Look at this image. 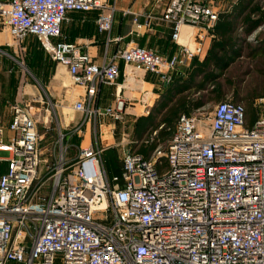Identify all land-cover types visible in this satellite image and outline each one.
<instances>
[{"label":"built area","instance_id":"1","mask_svg":"<svg viewBox=\"0 0 264 264\" xmlns=\"http://www.w3.org/2000/svg\"><path fill=\"white\" fill-rule=\"evenodd\" d=\"M236 1L154 0L162 5L156 19L170 26L177 50L166 57L131 45L116 56L172 83L204 56L220 12ZM103 3L0 1V20L14 43L33 35L67 68L85 91L74 110L120 120L123 99L107 108L94 103L99 86L120 75L116 58L99 65L75 44L53 42L69 11ZM111 21V12L100 11L98 31H108ZM184 27L190 30L182 43ZM259 101L262 111L250 124L243 103L232 100L215 104L207 127L180 113L165 148L157 145L148 156L126 151L119 176L106 175L101 149L81 146L70 156L61 145L47 167L54 170L48 192L39 190L48 178L34 184L41 161L36 119L28 107L12 105L10 136L0 127V264H264V98Z\"/></svg>","mask_w":264,"mask_h":264},{"label":"crops","instance_id":"2","mask_svg":"<svg viewBox=\"0 0 264 264\" xmlns=\"http://www.w3.org/2000/svg\"><path fill=\"white\" fill-rule=\"evenodd\" d=\"M0 1L6 3L9 0ZM161 8L162 5L156 4L154 0H104L103 7L97 10L69 11L67 19L61 25V36L53 39V42L65 41L75 44L99 65L113 57L116 58L120 75L114 84L99 86L94 103L100 108H107L114 107L117 97L123 99L124 109L120 120H113L108 115L88 117L74 110L73 104L85 99V91L70 81L67 68L57 63L33 35H27L19 44L14 43L0 20V127L4 136L8 137L11 134L8 122L12 117L14 104L21 106L27 104L31 107L37 102L40 108L43 105L65 107L77 112V117L82 121L66 130L70 136L65 143L59 137L55 140L52 135L47 136L38 131L41 158H46L43 154L47 149H61V145L68 149L70 156H74L77 148L81 146L97 147L102 150V164L105 162L109 168L108 177L113 176V169L120 170L124 153L131 149L129 137L132 133L128 130L130 124H127L128 126L125 124L143 122L153 109L152 106L156 105V99L162 93L164 96L171 84L162 83L152 73L132 69L116 56L119 51L131 45L153 49L166 57L177 50L178 44L170 37V26L156 19ZM231 8L232 6L227 12ZM100 11L112 14L110 29L105 32H99L97 29V16ZM147 15L151 16L149 25H146ZM189 30V27L183 28L180 42L188 41ZM17 49L22 56L18 55L16 60ZM32 51L38 55L35 61L29 59ZM32 75H35L34 80L31 79ZM29 111L31 113L32 109ZM32 116L35 117V113L32 112ZM53 117L60 122L68 120L61 115L55 114ZM255 117H247V124ZM42 118L48 120L52 117L47 113ZM69 121L65 125L69 124ZM91 123L97 124L92 126ZM75 132L83 133V137L77 142L70 139ZM4 168L5 165L0 163V171Z\"/></svg>","mask_w":264,"mask_h":264},{"label":"rangeland","instance_id":"3","mask_svg":"<svg viewBox=\"0 0 264 264\" xmlns=\"http://www.w3.org/2000/svg\"><path fill=\"white\" fill-rule=\"evenodd\" d=\"M230 2L231 0H228V3ZM263 2L264 0H257V3H259L260 7L263 6ZM227 6L228 4L223 7L226 8ZM224 8L220 14L227 12L228 8ZM259 26L263 27L259 28ZM259 26L250 34L242 33L241 29L237 30L235 35L238 39L239 54L237 58H235L234 61H232V63L220 74V76L217 77V79L207 82L204 85L203 90L196 91L194 88H191L182 94V96L187 97L188 103L193 101H199L201 103L200 106L197 107L199 108V111H196L197 108L192 107L189 109L188 114L196 115L200 120L199 124H202L204 127H207V124L209 123L208 118L211 116L213 107L217 102L222 100H232L243 103L246 108L247 117L249 118L255 117L262 111L263 103L259 100L264 98V24ZM18 49L16 52V60L18 55L22 56ZM25 55H27V53ZM37 58L38 55L34 54L32 51L29 55L30 61H35ZM190 68L191 66L189 69ZM189 69L185 70L184 77L178 76V78L175 80L176 82L174 81L175 85L185 83V81L188 79ZM32 76L33 77H31V79L34 80L35 75ZM200 79L201 78L199 76L196 77V81H199ZM162 97L163 93L158 97V99H156V105L154 104V106H152L153 108L159 105ZM25 107L32 109V112L35 113L34 118H38V120H36L37 131H40L47 136L52 135L55 140L56 138L61 137L63 143H65L67 137L70 136L67 134L66 130L71 129L70 126L82 121L77 117V112L62 106L43 105V107L40 108V105L35 102L33 105H31V107L27 104ZM179 111V114L183 112L186 113L183 109H179ZM47 113H49L52 118L43 120L42 116ZM55 114L61 115L62 118H66V120L68 119L67 121L70 119V123L68 122L69 124L65 125L67 121H56V119L53 117ZM157 118H159V116H157ZM175 120L176 117L174 118V121ZM91 124L93 126L97 123ZM127 124H130V128L128 127V130L130 133H132L129 137V140H131V149L128 150L139 151L141 147H148L153 143L155 146L160 145L162 148H165L167 140L172 133L174 123L170 127L163 125L158 127L156 129V134H152L153 130L148 129L139 133L137 123H126L125 125L128 126ZM160 130L165 131V133L163 135H159L158 132ZM91 132L93 135L94 129H92ZM82 137L83 133L75 132L73 135H71L70 139L77 142L79 138ZM59 151L60 149H47L43 154V156H46V158H41L38 168V179L34 183L35 188H37L38 183L41 180L48 179L46 183H44V185L39 188L40 191L43 190L44 192H48L52 181V177H50V175L54 173V170L49 171V168L47 167L48 165L53 166V157L55 154L58 155ZM102 166L106 175L108 176L110 171L109 168H107L105 162H103Z\"/></svg>","mask_w":264,"mask_h":264},{"label":"trees","instance_id":"4","mask_svg":"<svg viewBox=\"0 0 264 264\" xmlns=\"http://www.w3.org/2000/svg\"><path fill=\"white\" fill-rule=\"evenodd\" d=\"M262 24H264V2L260 7L257 0H237L230 11L219 14L214 36L208 43L204 56L194 59L185 83L175 85L172 82L173 84L168 86L159 105L149 112L143 122L138 123L139 133L146 129L156 130L160 125L170 127L175 122L174 118L178 117L179 109H183L188 114L190 108L200 106L199 101L188 103L187 97L182 94L191 88L196 91L203 90L207 82L217 79L237 58L239 47L235 34L238 29H241L244 34H250ZM178 76L182 77L179 74L176 79ZM197 76L201 78L199 81H196ZM158 133L163 135L165 131L160 130ZM154 146L153 143L148 147H141L138 152L148 156ZM113 172L114 175L119 176L121 168L120 170L114 168Z\"/></svg>","mask_w":264,"mask_h":264}]
</instances>
